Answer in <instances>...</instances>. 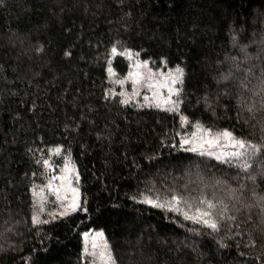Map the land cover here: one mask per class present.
I'll use <instances>...</instances> for the list:
<instances>
[{
	"label": "trees",
	"instance_id": "1",
	"mask_svg": "<svg viewBox=\"0 0 264 264\" xmlns=\"http://www.w3.org/2000/svg\"><path fill=\"white\" fill-rule=\"evenodd\" d=\"M113 46L132 58L110 57ZM133 58L154 71L183 69L180 112L145 100V87L124 88ZM229 71L232 78L218 84ZM262 80L264 0H0V264H86L88 229L103 231L114 264H264L259 241L245 248L246 235L210 234L139 202L154 186L161 197L172 188L231 204L236 189L252 204L237 222L249 214L255 222L261 205L252 192L264 194V154L244 170L181 149L177 134L199 121L264 145ZM181 114L191 123L181 125ZM56 146L58 155L49 151ZM66 158L87 212L51 219L57 205L48 198L40 217L49 223L34 226L35 191L49 177L43 160Z\"/></svg>",
	"mask_w": 264,
	"mask_h": 264
},
{
	"label": "snow or ice",
	"instance_id": "2",
	"mask_svg": "<svg viewBox=\"0 0 264 264\" xmlns=\"http://www.w3.org/2000/svg\"><path fill=\"white\" fill-rule=\"evenodd\" d=\"M37 51H40V49H37ZM65 55H69V53L66 52ZM115 55H127L129 59L132 58L131 50L125 49L123 53H119L117 47L113 46L110 57ZM245 58H248L247 55ZM232 59L235 60L234 57ZM162 63L166 64V61H162ZM131 67L135 70L130 71L128 76L131 78L134 94H138L136 92L138 86H146L152 92V99L156 101L154 105L155 107L163 108L169 112H180L179 104L181 101L179 100V96L181 90L180 88L174 87V85L178 83L183 84L184 82V71L180 66H177L173 72H168L166 74L157 73L153 69L148 68V61L137 60L135 65ZM238 67L239 66L237 65V68ZM144 69H147V72H145ZM107 71L109 75H114V69L111 66V58L109 59V67L107 68ZM232 75L233 73L231 71L222 73L217 80V83L219 84L221 81L230 80ZM261 83L264 84V80H262ZM240 87L247 89L248 85L244 81H241ZM164 89L167 90L166 96L163 95L162 92ZM224 94H227V92ZM173 96L177 98L173 99ZM148 99L149 97L145 96V100ZM202 99L205 106L210 108L212 97L206 94ZM121 102L127 104L128 100L124 99ZM237 103L243 104V100L239 96L237 97ZM248 110L251 111V108ZM180 122L181 125L191 123L189 117L183 114L180 115ZM193 127L200 128L202 134L198 136L195 131L191 133L190 137L186 134H177L180 135V140L178 142L179 147L185 151L199 153L200 156L207 155L222 164H232L233 161H237L239 167L244 170H247L250 167L247 162L248 160L252 159L258 152L264 154V145L253 144L243 138H237L227 129L223 130L222 133L212 135V130L204 129L199 121H196L193 124ZM222 138L227 141L224 148H221L220 145V140ZM49 151H54V153L58 155L61 152V147L56 146L54 150L50 149ZM148 159H155V157H148ZM43 165L45 168L52 167L48 159L43 160ZM70 171L71 169L68 167L66 161L63 172L68 173ZM262 174H264V171H262ZM57 179H59L60 184L54 187L53 182ZM249 179L255 181L256 177L249 176ZM216 183L219 184L221 181L217 179ZM46 187L49 191L55 194V198L60 204V210L58 213H48L51 219H56L58 216H66L77 210H82L85 213L87 212V208H82L81 206L79 189L72 186V181L68 175H60L59 177L53 175L51 179H49ZM243 187L244 186L241 185V189H243ZM185 189H187V185L185 186ZM153 192H157V194L152 195ZM139 195L142 197L139 202L155 208L177 212L182 215L185 220L193 221L194 223L201 225L202 228L210 230V234H218L223 228L226 235L229 233L237 237L246 235L248 237L247 242H242L243 247L245 248L249 246L254 247L258 241L264 246V194L258 195L255 191L252 192V196L261 205V215L255 222H253V217L250 214L247 215L245 220L237 222L239 219L238 214L243 212L244 209H250L252 204L246 203L243 191H240L239 194H237L236 189L232 190V194L229 197L230 201H234V203L231 204L225 203L223 200L214 201L213 199H209L203 192H201V195L198 197L186 198L184 193L178 192L172 188L168 189V195L166 197H161L154 186L147 187L145 192H141ZM132 199L135 200L136 196H133ZM192 199L196 200L195 204L191 203ZM44 211V201L43 198H41L39 209L36 210L34 208L31 217L32 225L39 226L49 223L48 220L41 219L40 217V213H43ZM90 234H92L91 248L94 250V254L100 249L101 245H103V251H100L99 255L102 257L105 255L107 256L105 264H114V258L111 256L110 250L107 247V241L99 239L103 237L102 231L88 229L81 233L86 241L84 251L87 252V241ZM0 235H2V233H0ZM219 243L221 247H224L223 237ZM237 247H240V245L238 244ZM240 254L244 255V253Z\"/></svg>",
	"mask_w": 264,
	"mask_h": 264
},
{
	"label": "rangeland",
	"instance_id": "3",
	"mask_svg": "<svg viewBox=\"0 0 264 264\" xmlns=\"http://www.w3.org/2000/svg\"><path fill=\"white\" fill-rule=\"evenodd\" d=\"M137 60H140V59L133 58L132 59V63H131L132 65L131 66L135 65V63L137 62ZM140 61H142V60H140ZM134 70L135 69L133 67H131V70L130 71H134ZM144 71L147 72V69H144ZM173 71L174 70H166V71L158 70L156 72L157 73H165L166 74L168 72H173ZM128 78H129L128 81H123V83H121V84L124 86V88H126V89L129 88L131 90V93H134L132 81L130 80V77L129 76H128ZM126 84L127 85L129 84V86L127 87ZM178 86H179V83L176 84V85H174V87H177V88H178ZM143 87H145V90H144V93H143L144 96H148L149 97L148 101H150L152 103H155L156 101L152 99V92H151V90H149L146 86H138L137 89H136V92L137 93H140V91H141V89ZM162 92H163V95H165V96L167 95V90L166 89L162 90ZM173 99H176V97L173 96ZM202 127L204 129H209V128L205 127L204 125H202ZM193 131H195L198 136L202 134L200 128H194L192 131H190L186 135H188L190 137L191 136V133ZM222 132L223 131H212L211 134L212 135H215L216 133H222ZM226 144H227V141L222 138L220 140L221 148H224L226 146ZM185 147H189V146H185ZM205 147H207V146H205ZM229 150H231V149H229ZM66 161H67L68 167L71 169V171L68 172V173H64L63 172L64 165H65V162ZM51 165H52L51 168H47L48 169V173H49V177L47 179V183L44 186H42L41 188H39L38 190L36 189V191H35L36 196L35 197L38 199V202L39 203L41 201V198H43L44 203L47 202V201H49L48 198H51V199L53 198L54 201H55L54 203L58 207V208L56 207L54 209H57V212H59V210H60V204L56 200L55 194L53 192L49 191L47 189V187H46L47 184H48V181H49V179H51V177L53 175H55L57 177H59L60 175H68L70 177L71 181H72V186L73 187H77L79 189L78 179H77L78 173H77V170H76L74 164L72 163V161L69 160V159H67V158L64 159V161H63V163L61 165H56L54 163L51 164ZM59 184H60L59 179H57V180H55L53 182V186L54 187L57 186V185H59ZM79 195H80V190H79ZM80 200H81V195H80ZM96 231H101V230H96ZM91 235L92 234H90V237L88 238V241H87V252L84 251V258L86 259V264H105V261L107 260V256L105 255V256L102 257L101 255H99V252L100 251H103V245H101L100 249H98L97 252L94 254V250L91 248ZM99 239L106 240L104 233H103V237L102 238H99ZM83 240H84V246H86V241H85L84 238H83ZM107 247L110 250V246H109L108 242H107ZM110 254H111V251H110Z\"/></svg>",
	"mask_w": 264,
	"mask_h": 264
}]
</instances>
